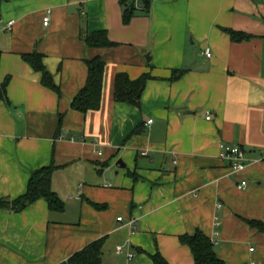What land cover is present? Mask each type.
Segmentation results:
<instances>
[{"label": "crops", "instance_id": "crops-1", "mask_svg": "<svg viewBox=\"0 0 264 264\" xmlns=\"http://www.w3.org/2000/svg\"><path fill=\"white\" fill-rule=\"evenodd\" d=\"M133 1L129 22L122 0L0 2V82L10 78L0 197L24 194L54 163L64 202L0 208V264H60L102 237L103 264H152L157 251L195 264L180 236L197 229L227 264H264V231L249 224L264 221V0ZM226 28L253 36L235 41ZM98 30L114 44L89 46ZM33 52L61 93L25 58ZM95 56L101 103L81 112L71 102ZM118 73L149 74L139 106L115 100ZM223 143L243 147L244 170L221 157Z\"/></svg>", "mask_w": 264, "mask_h": 264}, {"label": "trees", "instance_id": "trees-1", "mask_svg": "<svg viewBox=\"0 0 264 264\" xmlns=\"http://www.w3.org/2000/svg\"><path fill=\"white\" fill-rule=\"evenodd\" d=\"M122 2L125 5L124 22H129L135 10L134 1L122 0ZM226 30L235 41L249 39L253 36L249 33L230 28H226ZM85 40L89 46H110L114 44L109 39L106 30L93 32L86 36ZM24 56L35 68L42 72L43 84L55 88V90L61 93L60 86L55 83L53 75L43 62V55L38 52H33ZM86 63L88 66L86 82L71 102V107L81 112L99 108L105 71V61L101 57L95 56L86 59ZM181 73L182 71H175L174 76L178 77ZM148 78L149 74H143L137 79H131L126 73H118L115 81V100L126 101L139 106ZM9 80L10 78L7 77L4 81L0 82V98L6 102H9L7 95ZM56 167L54 163H51L34 170L29 179L26 192L13 199L0 197V208L19 211L38 198L43 197L47 200L51 209L62 210L64 208V202L51 187L52 174ZM249 224L260 231H264V221L250 220ZM180 240L190 247L195 264H227L218 255L215 241L202 230L197 229L192 234L181 235ZM103 248L104 238L102 237L76 251L60 264H103ZM151 259L152 264H171L160 251L152 254Z\"/></svg>", "mask_w": 264, "mask_h": 264}, {"label": "built area", "instance_id": "built-area-1", "mask_svg": "<svg viewBox=\"0 0 264 264\" xmlns=\"http://www.w3.org/2000/svg\"><path fill=\"white\" fill-rule=\"evenodd\" d=\"M49 19L50 17L48 15L44 17L45 25L49 23ZM10 23H12V21ZM205 53L208 57L212 55L210 48H206ZM152 121L153 119L150 118L148 120V123ZM221 157L230 162V165L234 171H242L246 167V152L240 145H230L225 143L221 144ZM247 183V180L243 179L240 186H246ZM119 219H122V217H119ZM117 248L120 250L122 247L118 245ZM133 256V253L129 254L130 258H132Z\"/></svg>", "mask_w": 264, "mask_h": 264}, {"label": "water", "instance_id": "water-1", "mask_svg": "<svg viewBox=\"0 0 264 264\" xmlns=\"http://www.w3.org/2000/svg\"><path fill=\"white\" fill-rule=\"evenodd\" d=\"M149 56H150V55H147V58H148V59H149ZM119 163H120V162H119Z\"/></svg>", "mask_w": 264, "mask_h": 264}]
</instances>
